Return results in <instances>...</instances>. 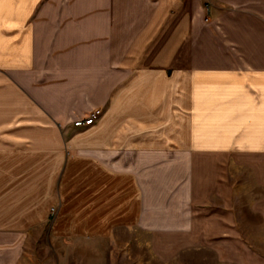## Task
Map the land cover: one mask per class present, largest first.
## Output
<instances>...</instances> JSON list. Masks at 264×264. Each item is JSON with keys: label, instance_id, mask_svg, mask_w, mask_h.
<instances>
[{"label": "crops", "instance_id": "crops-1", "mask_svg": "<svg viewBox=\"0 0 264 264\" xmlns=\"http://www.w3.org/2000/svg\"><path fill=\"white\" fill-rule=\"evenodd\" d=\"M229 153L264 154V0H0V264H264Z\"/></svg>", "mask_w": 264, "mask_h": 264}, {"label": "rangeland", "instance_id": "rangeland-1", "mask_svg": "<svg viewBox=\"0 0 264 264\" xmlns=\"http://www.w3.org/2000/svg\"><path fill=\"white\" fill-rule=\"evenodd\" d=\"M76 119L78 118L73 119L72 122ZM223 172L225 184L223 187V200L222 202L216 200L217 207L219 203L223 204V208H247V205L252 203L256 207H261L262 194L264 193V184L261 183L264 180V154H224ZM193 252L192 250V255ZM200 254L206 255L207 258L215 256L213 250L209 249L196 251V255ZM231 254L237 255V251L228 250L227 253L226 250L224 255L230 256Z\"/></svg>", "mask_w": 264, "mask_h": 264}, {"label": "built area", "instance_id": "built-area-1", "mask_svg": "<svg viewBox=\"0 0 264 264\" xmlns=\"http://www.w3.org/2000/svg\"><path fill=\"white\" fill-rule=\"evenodd\" d=\"M98 114L96 112H90L86 117L84 118H78L74 120L73 126L75 127H82L90 125L94 122V120L97 118Z\"/></svg>", "mask_w": 264, "mask_h": 264}]
</instances>
